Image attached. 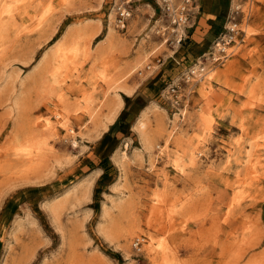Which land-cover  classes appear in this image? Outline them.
<instances>
[{
	"label": "rangeland",
	"instance_id": "1",
	"mask_svg": "<svg viewBox=\"0 0 264 264\" xmlns=\"http://www.w3.org/2000/svg\"><path fill=\"white\" fill-rule=\"evenodd\" d=\"M121 1L0 0V264H264V0Z\"/></svg>",
	"mask_w": 264,
	"mask_h": 264
},
{
	"label": "built area",
	"instance_id": "2",
	"mask_svg": "<svg viewBox=\"0 0 264 264\" xmlns=\"http://www.w3.org/2000/svg\"><path fill=\"white\" fill-rule=\"evenodd\" d=\"M121 2L118 3L116 10L118 21L122 24V26L118 25L120 26V29H124L129 17L127 14H130L131 16V10L129 0H122ZM193 3L194 0H156V4L160 8L161 18L163 21V25L159 26V31L164 35V31L166 32L168 29H171V32L175 33L178 37V39H176L177 42L179 43L182 41V37L185 36V29L188 27L190 11ZM164 21L167 23L165 28ZM225 38H227V36L222 37L220 41L216 43L215 46L217 47V53L219 55L214 56V54H212L211 60L218 61L220 60V57H225L224 49L219 46L228 43L230 44L233 41V39L225 40ZM171 91L174 92L175 89L172 88ZM175 98H177V96ZM139 244H141V240L136 239L135 246Z\"/></svg>",
	"mask_w": 264,
	"mask_h": 264
},
{
	"label": "bare ground",
	"instance_id": "3",
	"mask_svg": "<svg viewBox=\"0 0 264 264\" xmlns=\"http://www.w3.org/2000/svg\"><path fill=\"white\" fill-rule=\"evenodd\" d=\"M18 1V0H17ZM126 1V0H125ZM1 3V2H0ZM3 3V2H2ZM122 3V2H121ZM3 12H4V9H3ZM7 13H9V11H7ZM127 13V12H126ZM129 17H128V19L130 18V14H127ZM118 24L119 25H121L122 26V24L121 23H119V21H118ZM118 25V26H119ZM233 27H234V25H231L230 26V28H229V31L230 32H234L235 31V29H233ZM119 28H120V26H119ZM112 32H114V31H110L109 33L110 34H112ZM233 36H234V34H229L228 36H227V38H225V40H227V39H233ZM69 43V42H68ZM74 43V42H73ZM230 44L228 43V44H225V45H221V46H219L220 48H223L224 49V52L225 51H227V47L229 46ZM56 52V51H55ZM59 52V51H58ZM59 53H61V52H59ZM55 54H57V53H55ZM70 55V54H69ZM62 56V55H61ZM74 57V56H73ZM221 58H223V57H221ZM220 58V59H221ZM55 59V58H54ZM64 62V61H63ZM136 66V65H135ZM197 73V71H195V70H193V74L195 75ZM60 75V74H59ZM198 78H199V76H198ZM57 80V79H56ZM62 104V103H61ZM60 106H62V105H60ZM61 108H63V107H61ZM65 114V113H64ZM62 115V114H61ZM55 116H57V117H59V114H57L56 113V115ZM60 118V117H59ZM58 118V119H59ZM62 119V118H61ZM64 119V118H63ZM47 125H48V127L46 128L47 129V131H49V132H52V135L56 132L55 131V129L56 128H54V126H52V125H49V123H47ZM200 127V126H199ZM200 129H201V132H202V134H206V131H209V130H207V128H206V126H205V124H201V127H200ZM53 131H55L54 133H53ZM174 131V130H173ZM175 132V131H174ZM50 134V133H49ZM201 134V135H202ZM173 136V133H172V131L170 130L169 131V133L167 134V138H166V140H165V145H164V148H162V149H165V150H168V149H166L167 148V145H168V141L170 140V138ZM35 137V136H34ZM40 138V137H39ZM34 139H36V138H34ZM178 139V138H177ZM27 140V139H26ZM179 140V139H178ZM36 143V142H35ZM39 143V142H38ZM75 143V142H74ZM23 145V144H22ZM42 145V144H41ZM176 146H178V145H176ZM16 148H19V149H22V150H25L26 151V154L27 155H31L32 154V151H33V149L36 151V152H38L39 151V148H38V146H36L34 143H28V145H25V146H19V147H17L16 146ZM161 149V153H164L163 152V150ZM19 151V150H18ZM181 151H182V153H180L179 154V152L178 151H173V153H172V151H171V156H173L174 157V159H173V162H174V166L176 167V169H177V171H181V172H183L184 171V163H186L185 162V160H188V165L190 164V165H192V166H194L196 163H197V157L193 154V153H191V151H190V148H189V145H186L185 147H183V148H181ZM20 152H21V150H20ZM23 153H25V152H23ZM41 153V152H40ZM167 153H168V155L170 156V152H169V150L167 151ZM19 156V155H18ZM32 162H33V160H32ZM24 171V170H23ZM156 199H157V197H156ZM155 199V200H156ZM138 240H141V242L143 243V241H145V239L144 238H142L141 239V237H136ZM153 238V237H152ZM151 237L149 238V239H147L148 241H147V245L145 246L146 247V249L145 250H147L148 251V254L151 256V258H152V260H153V262H155V264L157 263L158 264V260L157 259H159L158 257L160 256L161 257V255H162V257L160 258L161 260L159 261L160 262V264H169V257H168V255H169V249H168V244H166L165 243V241L164 242H156V241H154V239H152ZM144 239V240H143ZM146 242V241H145ZM142 246V245H141ZM141 246L139 247V246H137V248L140 250L141 249ZM159 252H161V253H163V254H161V253H159ZM159 254H161V255H159Z\"/></svg>",
	"mask_w": 264,
	"mask_h": 264
}]
</instances>
